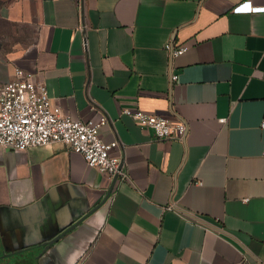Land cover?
Returning a JSON list of instances; mask_svg holds the SVG:
<instances>
[{
    "label": "crops",
    "instance_id": "1",
    "mask_svg": "<svg viewBox=\"0 0 264 264\" xmlns=\"http://www.w3.org/2000/svg\"><path fill=\"white\" fill-rule=\"evenodd\" d=\"M244 1L0 0V93L22 68L64 114L106 117L126 175L62 143L0 149V248L31 259L60 237L39 264H264V12H234ZM125 108L185 121V139Z\"/></svg>",
    "mask_w": 264,
    "mask_h": 264
},
{
    "label": "built area",
    "instance_id": "2",
    "mask_svg": "<svg viewBox=\"0 0 264 264\" xmlns=\"http://www.w3.org/2000/svg\"><path fill=\"white\" fill-rule=\"evenodd\" d=\"M233 11L264 12V6H254L247 0L235 6ZM185 50L186 47L173 49L172 55H180ZM15 75L0 93V149L26 150L62 143L81 153L90 167L111 177L126 176L122 160L112 155L117 143H106L102 139L100 129L108 124L106 117L98 122L74 119L64 114L59 106H53L47 85L37 80L32 72L17 68ZM172 78L176 80L178 76ZM123 113L141 127L152 129L159 139H185L188 130L185 121L173 123L139 109L125 108Z\"/></svg>",
    "mask_w": 264,
    "mask_h": 264
},
{
    "label": "flooded vegetation",
    "instance_id": "3",
    "mask_svg": "<svg viewBox=\"0 0 264 264\" xmlns=\"http://www.w3.org/2000/svg\"><path fill=\"white\" fill-rule=\"evenodd\" d=\"M51 245L46 243L43 247H39L35 255L31 259H27L20 249L11 250L9 247L0 248V264H39L41 253L44 249L50 248Z\"/></svg>",
    "mask_w": 264,
    "mask_h": 264
},
{
    "label": "water",
    "instance_id": "4",
    "mask_svg": "<svg viewBox=\"0 0 264 264\" xmlns=\"http://www.w3.org/2000/svg\"><path fill=\"white\" fill-rule=\"evenodd\" d=\"M60 237H56L54 240H51L48 244L52 245L55 241H57ZM41 255V254H40Z\"/></svg>",
    "mask_w": 264,
    "mask_h": 264
}]
</instances>
